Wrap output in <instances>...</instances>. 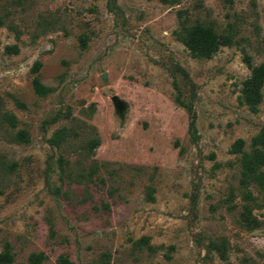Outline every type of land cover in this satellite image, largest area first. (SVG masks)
Instances as JSON below:
<instances>
[{
	"label": "rangeland",
	"instance_id": "obj_1",
	"mask_svg": "<svg viewBox=\"0 0 264 264\" xmlns=\"http://www.w3.org/2000/svg\"><path fill=\"white\" fill-rule=\"evenodd\" d=\"M196 23L224 42L211 58L183 43ZM246 59L264 63V0H0V253L11 264H264V190L248 228L230 152L264 130V86L254 110L242 101ZM35 62L52 89L43 97Z\"/></svg>",
	"mask_w": 264,
	"mask_h": 264
},
{
	"label": "trees",
	"instance_id": "obj_2",
	"mask_svg": "<svg viewBox=\"0 0 264 264\" xmlns=\"http://www.w3.org/2000/svg\"><path fill=\"white\" fill-rule=\"evenodd\" d=\"M163 3H173L176 0H160ZM81 47L86 46V38L80 39ZM186 49L190 55L197 58H211L216 54L219 48L224 44L220 36L208 26H204L200 23H196L191 26L186 33L183 40ZM9 49V48H8ZM246 64L250 69V77L243 83L242 88V101L249 106L252 110L261 100V90L264 86V63L257 66H252L248 59ZM41 67L40 62H35L31 68V72L34 74L32 80L33 91L37 96L43 97L52 92V89L43 85L39 79L38 71ZM178 94L175 98L176 103L184 107L190 114L189 121V133L192 140H197V130L195 127V114L191 105L184 103L179 94L177 86L174 84ZM21 107L23 104L18 103ZM3 119L12 127L15 128L17 120L14 115L10 113L2 114ZM66 138V132L64 129H60L49 140V144L54 147H59L60 143ZM14 141L17 143H28L29 136L25 130H18L14 135ZM96 142L93 140L90 142V149H93ZM244 142L242 140H236L231 148L232 154H238L240 156L241 164V199L244 202L242 210V222L248 228H251L256 220L252 217L250 210L251 206L255 205L257 196L254 195V190H264V130L252 139L251 147L248 152L243 151ZM43 254L31 255L29 258V264H40L43 260ZM12 255L6 248V250L0 253V264H11ZM59 264H70L64 257L59 258Z\"/></svg>",
	"mask_w": 264,
	"mask_h": 264
},
{
	"label": "water",
	"instance_id": "obj_3",
	"mask_svg": "<svg viewBox=\"0 0 264 264\" xmlns=\"http://www.w3.org/2000/svg\"><path fill=\"white\" fill-rule=\"evenodd\" d=\"M113 105L117 108V110L121 113L124 109V104L117 98V96H113L111 98Z\"/></svg>",
	"mask_w": 264,
	"mask_h": 264
}]
</instances>
